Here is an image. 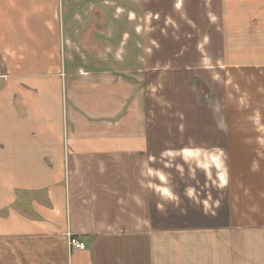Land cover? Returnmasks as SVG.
<instances>
[{
  "label": "crops",
  "instance_id": "0c3cea01",
  "mask_svg": "<svg viewBox=\"0 0 264 264\" xmlns=\"http://www.w3.org/2000/svg\"><path fill=\"white\" fill-rule=\"evenodd\" d=\"M0 264H264V0H0Z\"/></svg>",
  "mask_w": 264,
  "mask_h": 264
},
{
  "label": "built area",
  "instance_id": "2783aa9c",
  "mask_svg": "<svg viewBox=\"0 0 264 264\" xmlns=\"http://www.w3.org/2000/svg\"><path fill=\"white\" fill-rule=\"evenodd\" d=\"M68 244L72 249L75 250H83L86 248V245L84 242L76 239L75 237H72L69 235L68 237Z\"/></svg>",
  "mask_w": 264,
  "mask_h": 264
},
{
  "label": "rangeland",
  "instance_id": "374dc122",
  "mask_svg": "<svg viewBox=\"0 0 264 264\" xmlns=\"http://www.w3.org/2000/svg\"><path fill=\"white\" fill-rule=\"evenodd\" d=\"M193 1H194V0H193ZM210 13H212V12L210 11ZM193 109H194V108H193ZM194 110H195V109H194ZM198 123H199V125H200V118L198 119ZM178 172H179V173H183V172H186V171H182V170L179 171V170H178ZM195 172H196V173H201V170H196Z\"/></svg>",
  "mask_w": 264,
  "mask_h": 264
}]
</instances>
